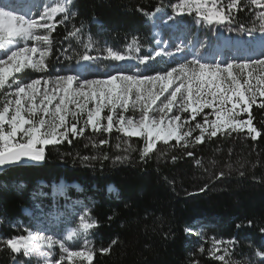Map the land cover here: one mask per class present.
I'll return each instance as SVG.
<instances>
[{"label": "trees", "instance_id": "16d2710c", "mask_svg": "<svg viewBox=\"0 0 264 264\" xmlns=\"http://www.w3.org/2000/svg\"><path fill=\"white\" fill-rule=\"evenodd\" d=\"M178 1L73 0L70 7L74 14L51 34L49 62H66L68 68H74L86 53L95 58L94 62L100 59L98 65L107 70L108 65L101 62L105 50L111 48L132 57L127 59L134 62L127 66L132 70L143 75L163 73L175 64L164 55L152 57V51L160 50L163 44L156 41L152 20L144 13L160 7L169 14V5ZM241 4L242 10L235 13L233 22L222 25L230 28L225 31L244 39L264 32L256 18L262 9L248 0H241ZM187 17L193 35L200 40L213 38L201 24ZM241 25L255 30H240ZM75 29L80 32L73 37L70 33ZM163 37L172 43L166 31ZM134 38L139 51L129 52ZM145 56L152 57L146 64L140 62ZM18 78L28 82L36 77L25 70ZM125 115L130 116V112ZM252 115L254 125L262 132L256 140L245 133H232L206 137L204 143L187 149L175 141L158 143L157 150L144 159L142 139H129L115 129L110 134L94 132L88 126L82 136L70 135L71 143L47 147L43 165L14 167L0 173V241L26 234L18 223H25L29 229L35 220L23 210L32 211L35 202L42 200L58 213L64 212L67 225L73 228L71 209L77 215L87 211L98 221V227L89 232L95 251L92 264H191L193 260L222 264L207 252L193 249L188 231L196 224L209 238L227 243L226 260L261 264L262 258L255 252L264 251V234L259 231L264 227V109L254 105ZM85 118H80L79 126ZM101 140L107 143L101 144ZM188 151L193 156L189 157ZM74 183L79 188L70 186ZM110 187L116 191L109 192ZM39 189L45 191L44 198L38 197ZM249 220L252 227L247 226ZM106 248L110 251H101ZM11 256L0 243V264H13ZM17 260L28 262L22 255Z\"/></svg>", "mask_w": 264, "mask_h": 264}, {"label": "snow or ice", "instance_id": "6c2138e0", "mask_svg": "<svg viewBox=\"0 0 264 264\" xmlns=\"http://www.w3.org/2000/svg\"><path fill=\"white\" fill-rule=\"evenodd\" d=\"M248 2L262 9L256 18L260 21V30L264 31V0ZM72 4L73 0H62L55 6H45L39 19L26 18L0 7V94L3 96L0 103V169L25 161H43L45 146L64 141L71 143L69 136H82L88 126L94 132L110 134L115 129L129 139H142L141 159L156 151L158 143L169 145L175 141L176 145L187 149L218 134L245 133L252 140L262 136L252 115L254 105L264 109V60L261 59L222 64L202 62L193 57L153 75L116 72L105 79H88L67 74L57 75L54 79L20 82L17 74L25 70L47 71L46 58L52 51L51 34L59 23L74 14ZM172 8L176 15L195 12L197 18L208 25H225L233 22L235 13L242 10V4L241 0H227V3L223 0H179ZM161 11L157 7L155 12L144 15L153 18ZM60 14L63 15L57 20ZM240 30L250 33L255 29L247 30L241 25ZM79 32L80 29H75L70 35L75 37ZM91 46L89 39L87 47ZM133 49L139 51L136 38L128 51ZM181 50L177 48V51ZM165 54L170 53L163 48L155 51V56ZM106 58L123 61L132 57L108 48ZM151 58L142 57L140 62L146 64ZM81 59L95 58L85 53ZM106 109L108 114L105 116ZM206 109L209 111L205 112ZM130 110L138 111L139 116H126ZM184 113L188 116L184 117ZM81 117H86L83 126H79ZM197 117L201 119L198 121ZM194 131L198 134L193 135ZM128 147L131 148V144ZM186 154L193 156L191 151ZM172 159L175 161L176 157ZM223 175L221 172L220 176ZM252 225L253 221H247L248 227ZM96 227L98 221L86 211L79 216L78 228L71 230L66 238L58 239L43 235L39 230L25 229L26 234L11 236L0 243L12 254L13 264H20L17 260L20 255L44 256L45 264H49L41 252L42 246L49 249L58 246L62 253L50 264H92L95 251L88 247L87 234ZM259 231L264 234V227ZM80 236L84 237V247L71 250L67 241ZM223 243L214 241L211 255L222 264H229L226 260L228 249L217 255L221 251L219 245ZM101 251L108 252L110 248ZM255 255L261 257V264H264V251H256ZM191 264L199 262L193 260Z\"/></svg>", "mask_w": 264, "mask_h": 264}, {"label": "rangeland", "instance_id": "374dc122", "mask_svg": "<svg viewBox=\"0 0 264 264\" xmlns=\"http://www.w3.org/2000/svg\"><path fill=\"white\" fill-rule=\"evenodd\" d=\"M22 2V1H20ZM62 2V0H42L40 2L35 3L32 5H27L25 7L27 8H15V0H0V7H5L8 11H13L15 14L18 15H24L26 18H35L39 19V14L43 11V8L45 6H55L56 3ZM224 3H227L226 0H223ZM179 3L175 2L171 5H169V14H165L163 11L160 13H157L155 17L152 19V24L154 29H156V33L159 36L160 30H165L168 34V38L172 40L171 44L164 43L163 49L166 53L164 56L168 57V60L175 64V67L180 64L184 63L186 61H190L193 59V57L199 58L202 60V62H218L213 56L214 54H211L214 49L215 44L217 43L216 40L221 38L223 36V33L225 30L229 31L230 28H225L222 25H208L207 23H204L203 21L199 20L197 18V14L193 12L192 14H184V15H176L173 11L172 5ZM24 9H27L26 11ZM172 17V19H169V17ZM187 16H190L192 19V22L201 24L203 29L207 33H212L213 38H207V39H198V36L192 35L191 33V27L188 22L189 18ZM158 17V19H157ZM176 31V32H174ZM216 32V34H215ZM218 32V33H217ZM264 33V32H263ZM263 33L260 35H256V40H258L259 36H264ZM258 36V37H257ZM230 36L226 33H224V38H229ZM254 39V38H253ZM260 40H264V37ZM158 42H162V40H159L157 38ZM256 41V42H258ZM31 45V42H29ZM177 48L182 49L181 51H177ZM105 57L103 61L101 62L104 65H108V69L104 70L101 66L98 65L100 59L94 62V60L86 61L82 65H77L75 68H68L66 62H60L52 61L49 62L51 59L50 56L46 58V63L48 64V69L45 72H37L32 71V74L36 77L35 79H48V78H55L57 75H67V74H73V75H80L82 78H88V79H105L110 74H114L116 72H123L125 74H141L138 70H132L130 67L133 63L131 61L123 60V61H117L113 60L107 57V50H105ZM155 51H152V57L155 56ZM245 53V52H244ZM178 55L181 57L178 58ZM163 56V55H162ZM258 59L264 60V51L259 54ZM241 61V60H240ZM232 62V61H229ZM244 62V61H241ZM228 63V62H227ZM225 64V63H222ZM126 66V67H125ZM20 74V73H19ZM17 74V77L18 75ZM19 79V78H18ZM20 82L23 83L21 79H19ZM1 100L0 103H2L3 96L0 94ZM209 110H205V112H208ZM130 116L136 115L139 116V112H133L129 111ZM184 117H187L188 114L184 113ZM201 117H197V120L199 121ZM195 122H193L194 124ZM194 133H198L197 131H194ZM51 145L45 146V149ZM43 186H45L44 182H41ZM74 188H79L77 184L70 185ZM46 196L45 191L43 189L38 190V197L44 198ZM24 214L27 216H30L33 220H35V225L29 230H39L41 234L43 235H53L55 238H66L67 234L79 226V216L76 214V211L74 209H71L69 211L72 212V222L75 223V228L68 226V221L66 219V214L64 212L58 213V209L54 208L53 206H47L46 204H43L42 200L35 202L34 209L30 211L28 208H25L23 210ZM1 222V217H0ZM19 226L23 228V230L27 229V226L23 222L18 223ZM195 229L189 230L190 239L192 241L193 249L198 250L199 252L201 248L204 249L203 252H207L208 255L212 258H215L213 255H211V250L213 249L214 241H220L215 238H209L208 234L206 233V230L199 226V224L195 225ZM87 240H88V247L92 249V244L90 241L89 233L87 234ZM67 246L71 250H81L84 247V237L80 236L77 239L67 241ZM221 251L217 253V255L224 254V249L229 248L227 243H223L219 245ZM41 252L44 253L47 257V262H52L60 257L62 255L61 251L59 250L58 246L54 248H47V246L41 247ZM228 255V254H227ZM28 261L27 263H20V264H45V257L44 256H37L33 255L30 257H24ZM216 259V258H215ZM218 260V259H217ZM87 264V262L85 263ZM229 264H256L255 262L246 261L245 263L239 262L238 260H232L229 261Z\"/></svg>", "mask_w": 264, "mask_h": 264}, {"label": "water", "instance_id": "95a60500", "mask_svg": "<svg viewBox=\"0 0 264 264\" xmlns=\"http://www.w3.org/2000/svg\"><path fill=\"white\" fill-rule=\"evenodd\" d=\"M46 161V151H45V159L43 161L40 162H35V161H25V162H21L20 164L17 165H12V166H6L3 169H0V173L4 170L10 169V168H14V167H22V166H41L45 163Z\"/></svg>", "mask_w": 264, "mask_h": 264}, {"label": "bare ground", "instance_id": "6f19581e", "mask_svg": "<svg viewBox=\"0 0 264 264\" xmlns=\"http://www.w3.org/2000/svg\"><path fill=\"white\" fill-rule=\"evenodd\" d=\"M6 9V8H5ZM18 15V14H17ZM264 37V36H263ZM262 37V38H263ZM257 45H259V46H263L264 47V40L262 41V40H260V41H258V42H255ZM263 49V48H262ZM249 53H251V51L249 50ZM42 87H43V85H41Z\"/></svg>", "mask_w": 264, "mask_h": 264}]
</instances>
